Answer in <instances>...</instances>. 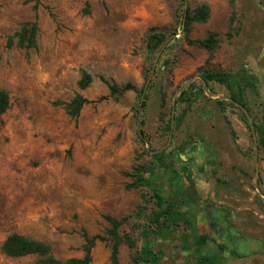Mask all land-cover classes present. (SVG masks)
I'll use <instances>...</instances> for the list:
<instances>
[{
  "label": "rangeland",
  "instance_id": "374dc122",
  "mask_svg": "<svg viewBox=\"0 0 264 264\" xmlns=\"http://www.w3.org/2000/svg\"><path fill=\"white\" fill-rule=\"evenodd\" d=\"M202 5L209 20L184 33L185 11ZM23 23L37 25L33 48L17 45ZM151 29L169 39L149 57ZM210 32L218 41L212 55L192 43ZM149 70L141 99L133 91L109 97L106 82L141 90ZM203 70L252 76L260 96L247 90L251 114L231 105L224 86L205 83ZM83 72L92 81L81 90ZM0 89L10 97L0 121V246L18 233L50 245L59 260L81 258L84 235L106 237L111 216L137 242L120 245L119 264H135L134 215L150 192L125 186L149 154L161 152L191 169L199 193L228 211L240 234L264 241V151L251 127L264 122V0H0ZM77 95L88 103L73 118L65 106ZM199 243L202 254L219 250ZM159 244L158 264L195 262L177 238ZM226 253L225 264H264L263 254ZM110 254L109 241L96 242L91 264H110ZM37 260L0 251V264Z\"/></svg>",
  "mask_w": 264,
  "mask_h": 264
},
{
  "label": "trees",
  "instance_id": "16d2710c",
  "mask_svg": "<svg viewBox=\"0 0 264 264\" xmlns=\"http://www.w3.org/2000/svg\"><path fill=\"white\" fill-rule=\"evenodd\" d=\"M181 2L184 3V0H181ZM209 16L210 9L206 5L199 6L194 10L187 9L182 21L183 32L188 33L193 23H206L209 20ZM37 30L36 24L23 23L20 32L17 33V45L21 48L35 47ZM168 39L169 36L166 33L151 29L146 40L148 56L152 57L158 49L162 48ZM192 43L204 48L212 55L218 45L217 35L210 32L206 38ZM149 73L150 70L145 76V82L141 90H138L131 83L119 87L115 83L106 82L109 88V97L114 101H118L125 92L133 91L141 99L146 89L151 87ZM201 77L207 84L214 82L224 86L232 100L231 105L238 106L240 110L245 109L251 114L247 104L246 92L249 90L256 98L260 96L252 76L246 73L234 76L203 70L201 71ZM91 81V76L83 72L78 86L81 90H84L90 85ZM182 95H186V92L183 91ZM199 95H203V90H200V94L194 95L193 101ZM145 100L146 95L142 103L143 108L145 107ZM189 102L190 106L192 101L189 100ZM86 103L88 101L85 98L77 95L65 106V111L70 117L76 118ZM217 104L223 105L221 102H217ZM9 108L10 97L5 90L0 89V121ZM185 114L186 110L174 119L176 129L180 127ZM142 125L143 122L141 121L140 126ZM167 130H170V126L167 127ZM138 131V137L143 141V138H141V136L143 137V131L141 129ZM255 132L258 136L259 145L264 151V122L255 125ZM149 157L150 160L147 165L135 168L133 175L135 180L125 186L127 191L146 188L150 192V194H142L141 205L134 215L139 226L140 241L139 250L133 257L134 263L158 264L162 257L158 248L159 242L177 238L181 250L193 255L195 260L193 264H225V257L220 252L209 251L203 254L201 252L203 246L199 242L202 239L198 235L195 223L197 205L201 196L196 188V184L192 180L191 169L188 166H178L172 156L163 152L149 154ZM161 173L168 176V183L171 184L170 188L167 189L161 185L163 183L159 177ZM184 179L187 181V184ZM149 196L151 200L148 199ZM150 202H152L151 209L148 206ZM105 219L110 226L106 231V237L99 235L88 237L84 235L83 256L81 258L59 260L54 256L50 245L18 233L8 235L2 242L0 251L9 258L36 256L38 257L37 264H91L92 250L96 242L109 241L111 243L110 264H119L120 245L125 243L130 249H135L137 242L130 234H120V228L124 220L111 216H105Z\"/></svg>",
  "mask_w": 264,
  "mask_h": 264
},
{
  "label": "flooded vegetation",
  "instance_id": "af4514ba",
  "mask_svg": "<svg viewBox=\"0 0 264 264\" xmlns=\"http://www.w3.org/2000/svg\"><path fill=\"white\" fill-rule=\"evenodd\" d=\"M204 156V155H203ZM197 205L196 227L202 240L208 239L219 249L225 258L230 253L235 258H244L253 254L264 255V241L249 239L240 234L230 221V213L209 202L202 193ZM260 243L252 244L251 241ZM257 247V251L252 249Z\"/></svg>",
  "mask_w": 264,
  "mask_h": 264
},
{
  "label": "water",
  "instance_id": "95a60500",
  "mask_svg": "<svg viewBox=\"0 0 264 264\" xmlns=\"http://www.w3.org/2000/svg\"><path fill=\"white\" fill-rule=\"evenodd\" d=\"M143 95H144V93H143ZM230 101L232 102V100H230ZM251 127H252V133H253V135H255V130H254L253 125H251ZM251 243L255 245V244L260 243V242H257L255 240H253V241H251ZM252 251L253 252L257 251V247L256 248H253Z\"/></svg>",
  "mask_w": 264,
  "mask_h": 264
}]
</instances>
